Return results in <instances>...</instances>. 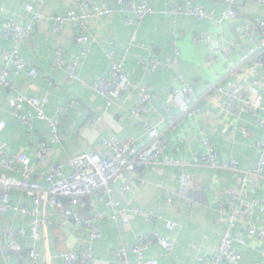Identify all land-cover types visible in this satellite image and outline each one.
Listing matches in <instances>:
<instances>
[{"label": "crops", "instance_id": "crops-1", "mask_svg": "<svg viewBox=\"0 0 264 264\" xmlns=\"http://www.w3.org/2000/svg\"><path fill=\"white\" fill-rule=\"evenodd\" d=\"M99 5L104 0H88ZM172 1L180 0H127L129 3L144 2L153 8L156 14L145 18L136 28L137 41L141 47H134L127 53L123 65V72L133 83L146 85L155 95L150 102L144 120L154 124L158 118L177 114L176 107L171 112L160 109L171 98V90L178 86L175 80L176 73H182L185 81L190 84L197 96L202 99V115L190 119L175 130L164 129L161 132L168 140L166 156L176 159L191 160L200 156L204 147L202 138H208L217 151L220 160L227 161L234 157L242 169L254 166L257 160L255 143L261 139L263 130L257 128L254 119L245 113L240 118H234L222 108L223 100L207 91L209 83L227 79L236 85H244L251 93H260L264 103V69L255 73L251 64L239 62L240 51H233L229 66L232 68L227 74L226 65L215 64L208 67L205 64L206 45L195 43L196 36H210L213 44L218 47L225 40H235L241 48L246 50L250 43L238 36V29L244 22L254 23L257 19H264L262 3L254 0H244L237 8L236 20H225L221 28H217L210 21H198L189 16L169 17L158 14L159 11L170 7ZM264 1V0H263ZM28 0H0V30L2 25L10 20H18ZM76 0H44L42 13L64 14L68 9L75 7ZM206 9L219 15L223 11L222 0H198ZM113 14L93 18L86 21L91 37L95 40L89 46L90 53L84 58L83 64L76 68V73L87 82H95L101 75H107L109 61L107 53L114 49L120 58L128 45L132 27L127 25L126 18H132V13H119L120 6L116 2H109ZM77 24L67 23L61 27L58 35L51 34L53 23L43 20L22 46L21 53L26 66L18 76L11 75L10 89L0 90V122H5V128L0 131V143L8 145L13 153L24 152L31 158L36 169L34 152L39 143L46 142L55 152L54 161L65 163L69 157L81 153H98L105 155L108 152L103 148L104 140L115 134L121 142L131 137L138 138L145 143L148 139L144 135L141 123L130 119L129 109L137 102L134 92L123 93L117 105L108 110L106 119L96 129V132L87 127V122L103 112L104 100L79 82L67 84L64 82V72L54 70L52 60L57 49H64L67 62H72L80 55L85 45L77 44L74 40ZM172 40H175L181 54L175 71L160 69L154 73L144 71L140 66V59L148 61L155 58L163 61L173 55ZM10 48V43L0 38V54ZM0 60V64H1ZM35 69L36 77H30L29 71ZM50 92V102L46 106L49 118L55 117L62 106L68 105L66 114L61 122V132L65 136V143L52 144L50 131L46 122L36 121L31 131L15 117L8 108V99L12 95L21 94L40 97L44 91ZM175 103H181L176 99ZM24 108V113L28 112ZM244 125L247 133L231 132V128ZM114 126V127H112ZM204 132V135L203 133ZM65 171L68 173L69 169ZM191 183L189 189L190 209L182 211L175 206L164 203L160 189L174 192L177 171L174 167H150L143 174L144 182L140 184L133 172L126 173L132 183V190L128 194H121L115 185V198L120 203L119 211L127 217L123 223L119 211L115 212L102 202H95V208L102 213L104 220L98 222L99 237L92 243L94 264H119L114 256L116 249L126 251L129 259L134 261L131 253L132 246L138 237L158 234L168 236L176 242V249L171 256L157 259L158 264H204L217 248L220 225L216 219L218 201L225 199V192L238 186L237 179L229 172L194 167L190 169ZM255 197L264 199V180L260 181V188ZM10 200L14 205L31 207V200L20 191H12ZM250 198L246 201L250 202ZM153 211L177 224L169 232L164 227V221H155L147 225L144 221L131 214L133 208ZM80 225L84 219L91 218L92 212L88 209L77 210ZM116 216L112 221L111 217ZM30 221L19 213L9 211L0 215V264H26L30 249L36 248L39 253V264H63L55 259L58 253H68L75 250L77 236L70 232V222L55 211L48 221L45 236L33 242L29 234ZM251 224L264 229V214L256 213ZM247 223L237 224L235 233H243L245 245H235L241 253L242 264H264V239L248 237ZM23 232L18 238V251L8 248V233ZM86 240V235L81 237ZM148 258L155 257V249H149ZM202 259V260H201ZM227 264V263H224Z\"/></svg>", "mask_w": 264, "mask_h": 264}, {"label": "built area", "instance_id": "built-area-1", "mask_svg": "<svg viewBox=\"0 0 264 264\" xmlns=\"http://www.w3.org/2000/svg\"><path fill=\"white\" fill-rule=\"evenodd\" d=\"M116 2L120 6L119 13L126 15L132 13V18H126L127 25L132 27L128 45L124 54L118 58L114 49L107 53L109 71L107 75H101L95 82L87 83L76 73V68L83 64L84 58L90 53L89 46L95 42L91 37L86 21L93 18L104 17L113 14L109 2ZM127 0H104L99 5L88 0H76L75 7L68 9L64 14L50 13L44 16L42 8L44 0H28L18 20L6 21L0 30V38L10 43V48L0 54V90L10 89V76H18L24 70L26 63L22 57L21 49L27 38L34 32L35 27L43 20L53 23L51 34L56 36L61 27L67 23L77 24L74 40L77 44L85 45L72 62H67L64 49H57L52 60L54 70L64 72V82L81 83L104 100L103 112L87 122V127L96 132V129L106 119L108 110L118 104L123 93L134 92L137 102L127 115L130 119L141 123L144 135L148 142L131 137L126 142H121L113 134L103 141V148L108 152L105 155L98 153H81L69 157L65 163L54 161L55 152L50 144L39 143L34 159L36 169L31 158L24 152L13 153L11 148L0 143V215L9 211L19 213L30 221L29 234L33 242H37L42 235L45 236L48 221L55 211H60L62 216L70 222V232L77 236L75 250L68 253H58L55 259H60L63 264H94L92 243L99 237L98 222L104 220L102 213L95 208V202H102L107 207L117 212L120 203L115 198V185L121 194H128L132 190V183L126 173L133 172L136 181L143 184V174L150 167L168 166L177 171L176 190L169 192L161 187L160 192L164 203L175 206L182 211L190 209L189 189L191 183L190 169L194 167H207L213 170L229 172L237 179L238 186L225 192V199L218 201L216 221L220 225L217 248L210 254L204 264H242L241 253L235 249V245H245L243 233H235L237 224L241 221L247 223L246 234L248 237L264 239V229L251 224L256 213L264 214V199L255 197L260 188V181L264 180V103L262 95L251 93L244 85H236L227 79L209 83L207 91L215 97H220L223 110L234 118H240L248 113L257 128L263 130L260 140L255 143L257 160L253 167L242 169L236 158L227 161L220 160L215 147L208 138H202L203 153L191 160L176 159L166 156L168 140L161 132L164 129L175 130L190 119L199 118L202 115V99L197 96L193 87L188 84L182 73L175 74L178 86L171 90V98L168 103L160 106V109L171 112V107H176L177 114L169 117H159L157 122L151 124L144 120L148 112L150 102L155 95L148 86L131 82L123 72V65L127 53L134 47H141L137 41L136 28L147 17L156 14L155 10L144 2L129 3ZM244 0H222L223 11L217 15L214 11L206 9L198 3V0L172 1L169 8L159 11L169 17L189 16L198 21H210L217 28H221L225 20H236L237 8ZM262 3L264 14V1ZM238 36L251 44L244 50L241 45L232 39L225 40L221 46L213 44L210 36H196L195 43H204L207 53L205 64L212 67L215 64L226 65L227 74L232 72L229 62L233 51L239 49L241 64L249 63L255 73L264 69V19H257L254 23L248 21L242 23L238 29ZM173 55L163 61L150 58L148 61L140 59L139 64L144 71L154 73L160 69L173 70L181 60V54L175 40H172ZM30 77H36L37 71L31 69ZM180 99L181 103H175ZM50 102L48 90L40 97L16 94L8 99L10 114L17 118L27 130L31 131L36 121L46 122L50 131L52 144L65 143V136L61 132V122L66 114L68 105L62 106L55 117L49 118L46 114V106ZM30 110L24 113V108ZM6 126L0 122V131ZM114 127V126H112ZM239 131L247 133L244 125L231 128V132ZM204 135V132H202ZM68 168L67 173L65 169ZM20 191L31 200V207L14 205L10 200L12 191ZM250 202H246L248 199ZM88 209L92 212L91 218L84 219L77 224V210ZM123 223H127V217L123 211H119ZM131 214L141 218L145 224L151 225L155 221H164L167 231H173L177 224L153 211L141 208H133ZM112 221L116 216L111 217ZM86 235L87 239L81 237ZM23 236L22 231L8 233V248L18 251V238ZM176 242L168 237L151 234L138 237L132 246L131 253L134 261H131L123 249H116L114 256L119 264H158L157 259L171 256L176 249ZM155 249V257L148 258L149 249ZM202 260V259H201ZM39 253L34 247L29 250L26 264H39Z\"/></svg>", "mask_w": 264, "mask_h": 264}]
</instances>
